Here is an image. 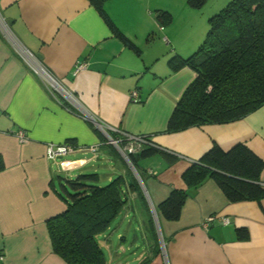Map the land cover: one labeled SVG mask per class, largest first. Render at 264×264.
Here are the masks:
<instances>
[{"label":"crops","instance_id":"crops-1","mask_svg":"<svg viewBox=\"0 0 264 264\" xmlns=\"http://www.w3.org/2000/svg\"><path fill=\"white\" fill-rule=\"evenodd\" d=\"M152 1L102 3L137 52L114 33L90 0H0L1 264H67L52 249L47 220L66 208L59 195L64 180L86 172L85 167H96L98 160L110 167L106 181L99 175L101 184L132 172L108 140L109 132L118 136L119 131L148 135L176 158L168 162L155 154L137 160L144 200L128 190L122 219H114L97 236L106 264H264V198L231 202L212 178L189 189L182 179L185 169L213 144L228 150L242 143L264 159V105L233 121L166 132L176 102L196 76L189 66L172 71L169 59L190 55L202 36L196 37L187 23L188 7L175 34L168 27L172 21L162 26L154 19ZM20 47L72 93L74 102L50 88L19 54ZM77 63L85 66L75 71ZM133 90L138 101L131 99ZM69 139L78 147L75 151L56 159L46 156L48 143ZM259 181L264 185V170ZM172 189L187 190V196L179 217L170 220L156 207ZM127 221L126 230H133L140 248L134 259L124 252ZM240 227L247 229V238L237 237Z\"/></svg>","mask_w":264,"mask_h":264},{"label":"trees","instance_id":"trees-1","mask_svg":"<svg viewBox=\"0 0 264 264\" xmlns=\"http://www.w3.org/2000/svg\"><path fill=\"white\" fill-rule=\"evenodd\" d=\"M202 1L188 0V3L199 6ZM90 2L114 33L138 52L136 45L110 21L103 10V0ZM155 19L166 26L171 23L172 16L166 10L157 9ZM208 24L203 41L190 55H175L169 59L172 71L189 66L196 76L176 102L167 121L166 132L233 121L264 105V0H230L209 17ZM109 134L117 136L114 132ZM144 136L151 141L148 135ZM68 142L74 143L72 139ZM155 154H162L168 162L176 158L153 142L127 154L141 179L143 174L137 160ZM3 168L0 156V170ZM262 170L264 159L246 145L237 143L223 150L213 144L198 161L185 169L182 179L189 189L196 188L206 178H212L231 202L260 201L264 198V185L259 181ZM130 189L144 200L142 189L130 171L103 184L99 174L93 171L66 178L59 193L66 208L47 220L53 251L67 264H106L97 236L106 232L114 219L122 214L129 201ZM186 196L187 190L172 189L156 211L166 219H177ZM150 228L154 230L152 216ZM236 231L238 238L248 237L246 228L240 227ZM152 234L156 235L154 231ZM155 246L158 249V242ZM147 259L145 257L141 262Z\"/></svg>","mask_w":264,"mask_h":264},{"label":"rangeland","instance_id":"rangeland-1","mask_svg":"<svg viewBox=\"0 0 264 264\" xmlns=\"http://www.w3.org/2000/svg\"><path fill=\"white\" fill-rule=\"evenodd\" d=\"M230 0H203L202 3L199 6H193L188 3V0H153L151 2V8L153 12V17L155 19V10L162 9L168 11L172 16V23L168 25V27H171V31L173 33H177L179 29V21L184 17V12L182 11L183 8L188 7V9L191 11V13L187 16V23L190 24V27L192 28L193 32L195 33L196 37L202 36V38H199V40L203 41L206 32L208 30L209 24L208 19L215 13L219 12ZM184 13V14H183ZM128 21V20H127ZM131 27H133L131 24H129ZM186 25V23H185ZM193 26V27H192ZM191 30V31H192ZM201 34V35H200ZM195 37V38H196ZM165 48V47H164ZM169 49V46L166 47V50ZM120 151V150H119ZM121 152V151H120ZM124 156V155H123ZM125 158V156H124ZM126 162L129 164V161L127 158H125ZM96 167H85L83 171L90 172L93 170V168L96 169L97 173L100 175L102 180H105L104 176L109 170V166L101 160H98L95 162ZM130 165V164H129ZM132 168V172L134 173L135 177L138 178V174L135 168H133L132 165H130ZM106 181V180H105ZM123 212L118 216L117 219H115V222H119L122 219ZM115 222L113 225H115ZM128 224V221L124 224V231L122 233L125 234L126 240L123 243V246L127 247L128 249L125 250L126 256L132 257L134 259L133 254L139 251L140 248L137 247L139 245H136L134 243V233L133 230H130L129 232L126 230V225ZM161 238V237H160ZM161 249L164 248V242L162 239H160ZM118 239L115 238V243H118ZM105 253V252H104ZM108 257V256H107Z\"/></svg>","mask_w":264,"mask_h":264},{"label":"built area","instance_id":"built-area-1","mask_svg":"<svg viewBox=\"0 0 264 264\" xmlns=\"http://www.w3.org/2000/svg\"><path fill=\"white\" fill-rule=\"evenodd\" d=\"M1 22L3 23L2 20ZM2 26L6 28L5 25L2 24ZM18 50H19V54L30 64V66L45 79L46 83H48L50 88L63 91L64 94L67 96V98L74 102L75 99L72 93H69L68 91L64 90L61 87L58 80L46 69L44 65H42L40 62L35 60L34 55L28 49L20 47V49ZM84 66H85L84 63H77L75 71H78V69L83 68ZM130 96L133 101L139 100L138 93L135 90L130 92ZM16 134L20 140L24 141L26 139L25 134L21 130H18ZM118 134L120 135L116 137H111L109 135L110 138L108 136V140L121 151V153L125 156V158H127V160H128L127 157L128 153H133L139 150V148H141L145 144H152V142L149 141V139H147L144 135L141 134H131L125 131H119ZM122 140H125V142L123 143ZM120 143H123V145L120 146ZM77 148L78 147L71 142L55 143V144L48 143L46 145V156L50 159H56L58 157H62L66 154L75 151ZM86 148L91 151H96L97 149L96 146H87ZM211 219L212 217L208 218V220ZM223 223H227V218H223ZM2 260H3V254L0 253V264L2 263Z\"/></svg>","mask_w":264,"mask_h":264},{"label":"water","instance_id":"water-1","mask_svg":"<svg viewBox=\"0 0 264 264\" xmlns=\"http://www.w3.org/2000/svg\"><path fill=\"white\" fill-rule=\"evenodd\" d=\"M108 136H109V135H108ZM109 138H110V136H109ZM133 168H134V167H133ZM138 179H139V181H141L140 178H139V176H138Z\"/></svg>","mask_w":264,"mask_h":264}]
</instances>
